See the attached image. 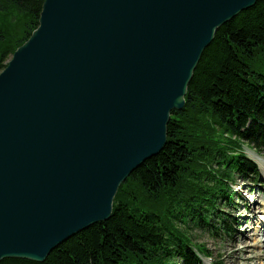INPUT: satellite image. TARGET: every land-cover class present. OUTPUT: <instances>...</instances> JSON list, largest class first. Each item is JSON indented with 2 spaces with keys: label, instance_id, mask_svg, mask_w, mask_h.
<instances>
[{
  "label": "water",
  "instance_id": "obj_1",
  "mask_svg": "<svg viewBox=\"0 0 264 264\" xmlns=\"http://www.w3.org/2000/svg\"><path fill=\"white\" fill-rule=\"evenodd\" d=\"M258 0H44L0 72V262L108 220L224 24Z\"/></svg>",
  "mask_w": 264,
  "mask_h": 264
},
{
  "label": "trees",
  "instance_id": "obj_2",
  "mask_svg": "<svg viewBox=\"0 0 264 264\" xmlns=\"http://www.w3.org/2000/svg\"><path fill=\"white\" fill-rule=\"evenodd\" d=\"M44 0H0V72L37 28ZM173 110L163 150L120 186L108 220L55 248L42 262L0 264H200L198 231L224 239L233 188L256 166L241 151H264V0L217 30L186 94ZM223 264L222 262H219Z\"/></svg>",
  "mask_w": 264,
  "mask_h": 264
},
{
  "label": "rangeland",
  "instance_id": "obj_3",
  "mask_svg": "<svg viewBox=\"0 0 264 264\" xmlns=\"http://www.w3.org/2000/svg\"><path fill=\"white\" fill-rule=\"evenodd\" d=\"M245 149L247 152L250 151L247 147ZM260 179L261 184L258 185H254L250 181L245 183L238 180L237 182V187L240 186L242 192L237 193L238 197L235 199V203L238 208L234 211V214L239 217L240 225L238 231L233 236L227 237V239H215L209 234L197 232V241L205 242L216 259H219V255H222L225 264H254L252 261H248L247 258L260 254V249L253 246L255 242L254 232L257 231L258 227L259 229L261 227L258 219L254 218V216H257L256 214L258 211L254 210L252 205L256 201H264L263 171H261ZM251 186L252 190H250ZM254 187H257L258 190L256 189L253 192ZM260 216L263 217V221L264 215L261 214ZM259 234L260 238H262V236L264 238L263 231H260ZM246 247H249L250 250H246ZM257 264H264V260L259 259Z\"/></svg>",
  "mask_w": 264,
  "mask_h": 264
},
{
  "label": "bare ground",
  "instance_id": "obj_4",
  "mask_svg": "<svg viewBox=\"0 0 264 264\" xmlns=\"http://www.w3.org/2000/svg\"><path fill=\"white\" fill-rule=\"evenodd\" d=\"M251 155L254 156L262 164H264V157L263 156H260L259 154L255 153L254 151H251ZM261 204L263 206L262 212H264V202H261ZM255 206H257V202H256V205ZM258 206H259V204H258ZM113 209H114V204H113ZM112 213H113V211H112ZM259 231H261V230H258L257 232L254 233V236H255L256 239H255V242H254V245L253 246H256V248L260 249V254H256L253 257H248L247 258L248 261H252L254 264H257V261L259 259L264 260V240H262L260 237H257L259 235ZM249 247H246V250H250Z\"/></svg>",
  "mask_w": 264,
  "mask_h": 264
}]
</instances>
